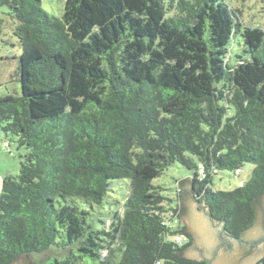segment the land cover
<instances>
[{"label":"trees","instance_id":"trees-1","mask_svg":"<svg viewBox=\"0 0 264 264\" xmlns=\"http://www.w3.org/2000/svg\"><path fill=\"white\" fill-rule=\"evenodd\" d=\"M235 4L64 0L59 18L41 0H0L21 47V93L0 96V128L7 147L13 138L25 150L1 186L0 264L52 246L62 254L32 264H208L184 254L192 236L173 224L181 207H167L153 183L175 163L193 171L181 183L228 234L254 225L264 28L239 22ZM247 163L248 181L213 190L216 174L239 176Z\"/></svg>","mask_w":264,"mask_h":264},{"label":"rangeland","instance_id":"rangeland-1","mask_svg":"<svg viewBox=\"0 0 264 264\" xmlns=\"http://www.w3.org/2000/svg\"><path fill=\"white\" fill-rule=\"evenodd\" d=\"M235 3V6L232 7L233 9L235 7L238 8V10H234L238 16L239 22L245 23L247 25H258L264 28V9H262V6L258 0H235ZM41 4L42 7L50 14L59 18L62 17L64 11V0H41ZM0 18L2 19V34L0 36V96L7 94L19 95L21 93V83L19 77L17 76V69L19 64V56L21 54V47L17 36L14 34L16 20L9 14V10L6 6L0 7ZM3 138H5V133L0 128V157L2 155L5 156L4 160L0 159V173L5 169V167H7L10 170L9 173H11L12 176H17L19 175L21 166L20 161L23 158L22 156L24 155L25 150L18 149L15 139L12 137L10 144L11 146L7 147L2 141ZM6 159L8 161H5ZM253 168V164L247 163L241 168V173L239 176L228 171H223L216 174L212 184L213 190H231L236 188L240 185L239 183L241 181H248ZM192 174V170L179 163H175L168 167V169H166L161 176L154 179L153 183L155 185L164 187L162 193L167 198L165 201V205L167 207H176V205L179 204L182 208V195L178 196L179 184L182 180L189 177L191 178ZM118 187L119 184L114 185L109 193L111 195H116V192L118 191L117 189H119ZM191 197L194 201L198 202L197 199L199 197L196 198L194 194H192ZM180 212L181 210L177 212L178 217ZM179 221L187 229L185 221H183L180 217ZM215 221L219 222L217 220ZM57 240L59 241L60 238L58 237ZM52 248L60 252L56 246H52ZM47 251L43 253H46ZM53 257L55 256L48 257L45 260V263L52 261L51 258L53 259Z\"/></svg>","mask_w":264,"mask_h":264},{"label":"water","instance_id":"water-1","mask_svg":"<svg viewBox=\"0 0 264 264\" xmlns=\"http://www.w3.org/2000/svg\"><path fill=\"white\" fill-rule=\"evenodd\" d=\"M182 188V208L179 217L185 221L187 231L192 235L193 243L187 248L186 256L196 260L209 261V264H253L264 255V196L257 204L254 225L244 233L246 243L232 239L227 245L220 237L222 223L211 218L204 203H198L191 197L189 181L180 183ZM258 243L254 244L253 242ZM251 242V244H248ZM62 253L52 248L46 253L34 254L15 261L13 264H32L45 262L50 256Z\"/></svg>","mask_w":264,"mask_h":264},{"label":"flooded vegetation","instance_id":"flooded-vegetation-1","mask_svg":"<svg viewBox=\"0 0 264 264\" xmlns=\"http://www.w3.org/2000/svg\"><path fill=\"white\" fill-rule=\"evenodd\" d=\"M192 236V235H191ZM220 237L221 238H223V240H224V244H228L230 241H232V239H235V240H237L238 242H240V243H246L247 241L246 240H244L245 238H244V234H243V236L242 237H239V238H237V237H234V236H232V235H230V234H228L226 231H225V229L223 228V229H221L220 230ZM262 239H264V236L260 239V240H262ZM192 240H193V238H192ZM254 244L256 243H258V241L257 242H253ZM192 244V243H191ZM191 244L189 245V247L191 246ZM248 244H251V242H248ZM188 247V248H189ZM187 250V249H186ZM184 254L186 255V251L184 252ZM264 256V255H263ZM263 256H261V258L263 257ZM260 258V259H261ZM259 259V260H260ZM259 260H256V261H259ZM198 261H200V260H198ZM208 262V261H207ZM208 264H209V262H208ZM254 264V263H253Z\"/></svg>","mask_w":264,"mask_h":264},{"label":"crops","instance_id":"crops-1","mask_svg":"<svg viewBox=\"0 0 264 264\" xmlns=\"http://www.w3.org/2000/svg\"><path fill=\"white\" fill-rule=\"evenodd\" d=\"M6 139V135H5V138H3L2 139V141L4 142V145H6V143H5V140ZM0 159L2 160H4L5 159V156L4 155H2L1 157H0ZM5 161H8L7 159L5 160ZM20 163H21V161H20ZM9 169L7 168V167H5V169L3 170V171H1V173H0V191H1V186H2V183H3V179L6 177V176H9V175H11V173H9ZM190 182V181H189ZM181 183V182H180ZM190 184H191V182H190ZM179 188L181 189V195H182V188L180 187V184H179ZM193 194V191H192V184H191V195ZM257 261H255V263H256ZM254 263V264H255Z\"/></svg>","mask_w":264,"mask_h":264},{"label":"built area","instance_id":"built-area-1","mask_svg":"<svg viewBox=\"0 0 264 264\" xmlns=\"http://www.w3.org/2000/svg\"><path fill=\"white\" fill-rule=\"evenodd\" d=\"M240 173H241L240 170H237V171H236V174H240ZM242 183H243V182H240L239 184L241 185ZM178 222H179V219H178L177 216H175V217L173 218V224L176 225V224H178ZM185 240H186V237H185L184 234H176V235L174 236V241H175L176 243L180 244V245L184 244Z\"/></svg>","mask_w":264,"mask_h":264},{"label":"clouds","instance_id":"clouds-1","mask_svg":"<svg viewBox=\"0 0 264 264\" xmlns=\"http://www.w3.org/2000/svg\"><path fill=\"white\" fill-rule=\"evenodd\" d=\"M242 182V181H241Z\"/></svg>","mask_w":264,"mask_h":264}]
</instances>
